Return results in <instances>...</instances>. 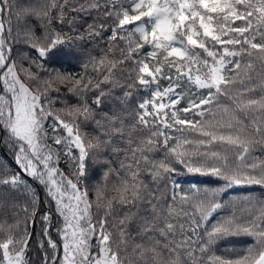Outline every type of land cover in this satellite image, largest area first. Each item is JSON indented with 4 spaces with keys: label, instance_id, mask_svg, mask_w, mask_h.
Masks as SVG:
<instances>
[{
    "label": "snow or ice",
    "instance_id": "6c2138e0",
    "mask_svg": "<svg viewBox=\"0 0 264 264\" xmlns=\"http://www.w3.org/2000/svg\"><path fill=\"white\" fill-rule=\"evenodd\" d=\"M238 186L264 189V0H0V264H33L37 222L42 264H264Z\"/></svg>",
    "mask_w": 264,
    "mask_h": 264
},
{
    "label": "trees",
    "instance_id": "16d2710c",
    "mask_svg": "<svg viewBox=\"0 0 264 264\" xmlns=\"http://www.w3.org/2000/svg\"><path fill=\"white\" fill-rule=\"evenodd\" d=\"M91 22V21H89ZM103 43V42H102ZM94 45H90L87 50L85 49H72L73 52L78 54V59H71V58H65L60 57L56 60L55 64L53 65L58 71L64 72L66 74H76L83 72L82 64L84 60L86 59V51H90ZM62 92H67L66 87L61 88ZM115 92L118 95H122V92H120L119 89H116ZM143 95V93H135L129 100V110L135 108V103L139 96ZM73 102H75V97L72 98ZM107 107H105V111H108L110 107H112L110 102H106ZM89 134H93L94 132V125H89L85 129ZM178 172L173 173V178L176 179V181L181 184L183 187H188L192 184H197L201 187H216L223 184V181H216L215 178L207 177V176H201L198 174H192L188 173L187 170L182 165H177ZM103 171L104 169L100 168L99 166H96L95 168V175L90 176L89 178V185L91 187H94L97 183H103ZM262 191L264 189H261L259 186H238L227 190L226 195H223L224 200H233L235 198L243 197L245 195H253V196H260ZM40 195L41 199H43V190L40 189ZM42 206V210H43ZM56 216L53 215V225L55 226L56 223ZM40 231V224L37 222L35 225V231L33 232L32 240H31V246L28 251V256L32 260L33 264H42L43 259V252L38 250L37 247V236L36 233ZM52 236L54 239H58L56 236L55 231H52ZM250 242V238L246 237H231L228 240L219 242L216 247L215 251L217 254H224L225 249L229 246L236 247L237 249L243 248L247 243Z\"/></svg>",
    "mask_w": 264,
    "mask_h": 264
}]
</instances>
